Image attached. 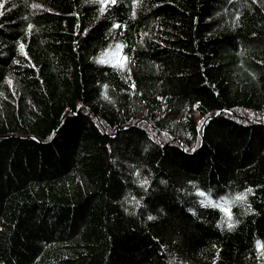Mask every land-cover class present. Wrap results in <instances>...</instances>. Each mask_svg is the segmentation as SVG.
Listing matches in <instances>:
<instances>
[{
  "label": "trees",
  "instance_id": "1",
  "mask_svg": "<svg viewBox=\"0 0 264 264\" xmlns=\"http://www.w3.org/2000/svg\"><path fill=\"white\" fill-rule=\"evenodd\" d=\"M100 7L0 9V264H264V0Z\"/></svg>",
  "mask_w": 264,
  "mask_h": 264
},
{
  "label": "snow or ice",
  "instance_id": "2",
  "mask_svg": "<svg viewBox=\"0 0 264 264\" xmlns=\"http://www.w3.org/2000/svg\"><path fill=\"white\" fill-rule=\"evenodd\" d=\"M5 2H6V0H0V9H3V8H4V4H5ZM94 2L99 3V4L101 5V7H100V13L103 14L104 11L106 10L107 6H108V5H115V4L117 3V0H94ZM140 2H141V0H133V4H134V7H133V13H132L133 17H134L135 14H136V13H135V6L138 5ZM33 7L36 8V7H39V6L34 4ZM0 15H3V12H2V11H0ZM31 27H32V26L29 25V30H31ZM113 27L118 28V27H120V25H113ZM22 47H23V46H22ZM116 48L119 50V49L122 48V45H119V44H118V45H116ZM127 59H128L127 57H123V60H124V61H127ZM98 62H100V63H104L105 60L102 58V59H100ZM119 66H120L121 68H123V67H125V64H124L123 62H120V65H119ZM8 83L11 84V81H8ZM105 90H107V85H105ZM105 98L107 99L108 97L105 95ZM143 183L146 184L147 181L145 180ZM248 191L251 192V189H249ZM198 195H200V196H205V193H204V192H199ZM245 198H246V197L243 196V195L237 197V199H245ZM137 203H139V202H137ZM202 203H204V201H202ZM207 203L211 204L212 201H211V200H208ZM214 206L221 207V209H222L226 214L229 215V219L231 218V214H230V211H229L228 208L224 207L223 205H214ZM148 219H149V220H152V219H154V217L149 216ZM231 226H232V225L229 224V227H231ZM259 246H261V245H260L259 242H258V247H259Z\"/></svg>",
  "mask_w": 264,
  "mask_h": 264
},
{
  "label": "rangeland",
  "instance_id": "3",
  "mask_svg": "<svg viewBox=\"0 0 264 264\" xmlns=\"http://www.w3.org/2000/svg\"><path fill=\"white\" fill-rule=\"evenodd\" d=\"M107 60L111 61V63H117L120 64V62H125L123 60V56L120 54V52L116 49H113L111 52L106 53ZM225 201L224 199H222ZM224 204V203H223Z\"/></svg>",
  "mask_w": 264,
  "mask_h": 264
}]
</instances>
